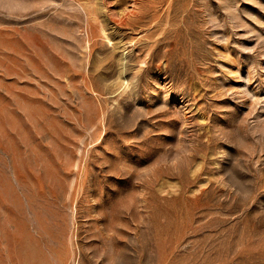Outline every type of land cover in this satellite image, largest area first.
I'll return each instance as SVG.
<instances>
[{
	"label": "rangeland",
	"instance_id": "1",
	"mask_svg": "<svg viewBox=\"0 0 264 264\" xmlns=\"http://www.w3.org/2000/svg\"><path fill=\"white\" fill-rule=\"evenodd\" d=\"M0 264H264V0H0Z\"/></svg>",
	"mask_w": 264,
	"mask_h": 264
},
{
	"label": "bare ground",
	"instance_id": "2",
	"mask_svg": "<svg viewBox=\"0 0 264 264\" xmlns=\"http://www.w3.org/2000/svg\"><path fill=\"white\" fill-rule=\"evenodd\" d=\"M140 14V13H139ZM139 16V15H138Z\"/></svg>",
	"mask_w": 264,
	"mask_h": 264
}]
</instances>
